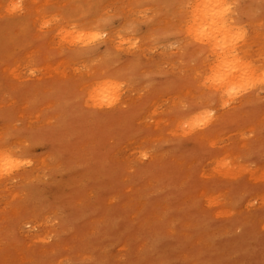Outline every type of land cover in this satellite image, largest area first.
I'll return each mask as SVG.
<instances>
[{
  "label": "rangeland",
  "instance_id": "obj_1",
  "mask_svg": "<svg viewBox=\"0 0 264 264\" xmlns=\"http://www.w3.org/2000/svg\"><path fill=\"white\" fill-rule=\"evenodd\" d=\"M142 1L0 0V264H264V0H228L258 67L218 89Z\"/></svg>",
  "mask_w": 264,
  "mask_h": 264
},
{
  "label": "bare ground",
  "instance_id": "obj_2",
  "mask_svg": "<svg viewBox=\"0 0 264 264\" xmlns=\"http://www.w3.org/2000/svg\"><path fill=\"white\" fill-rule=\"evenodd\" d=\"M138 1V0H136ZM167 7H164L165 9L167 8V11H170L169 13H174L175 14V19H176V28H174L176 31L178 30L180 33V13L185 15L187 18L184 19L185 25H187L186 28H184L185 32L191 36V38L194 40L195 43L197 44H204L207 46V48H210L209 50H213L212 54H215L213 57V60L211 64L208 66V69L210 73H206V76L211 75L208 78L209 81L214 79L216 81V87L217 89L222 86H232L237 79H242L241 76H244V74H251L254 73L256 70V67L254 63H245V61H242V56H240L236 44L234 41H232V34L230 31L234 30L232 29L231 23L228 21L230 18H228L230 15L227 17V12H223V6L224 5H229L230 0H162ZM237 1V0H236ZM260 1V0H259ZM141 2V1H140ZM139 2V3H140ZM144 2V0L142 1ZM233 3L235 1H232ZM93 3V2H92ZM91 3V4H92ZM232 3V4H233ZM84 4H86L84 2ZM161 4V3H160ZM90 4H87V6ZM136 5V3H135ZM85 6V5H84ZM164 6V5H163ZM236 6V5H235ZM233 6V7H235ZM86 7V6H85ZM133 7V6H132ZM139 7V6H138ZM75 9V8H74ZM73 9V10H74ZM232 9V8H230ZM235 10V9H234ZM11 11V10H10ZM238 11V10H237ZM235 12V11H234ZM156 13V12H155ZM158 13V12H157ZM128 14V13H127ZM58 15V14H57ZM131 15V14H130ZM129 15V16H130ZM153 15V13H152ZM232 16V15H231ZM234 16V15H233ZM48 17V16H47ZM150 19V18H149ZM155 20V19H154ZM153 20V21H154ZM45 21V20H44ZM84 23V22H83ZM128 23V22H127ZM44 24V22H43ZM256 24V23H255ZM259 24V21H258ZM136 25V24H135ZM134 25V26H135ZM236 25V24H235ZM233 25V26H235ZM239 25V24H238ZM237 25V26H238ZM236 27V26H235ZM243 27V26H242ZM244 28V27H243ZM136 29V27H135ZM235 29L236 32L239 31ZM119 31V29H118ZM242 31V29L240 30ZM120 32V31H119ZM135 32V31H134ZM167 32V31H166ZM231 33V34H230ZM243 33V32H242ZM107 34V33H106ZM116 34V33H115ZM120 35V33H117ZM133 34V33H132ZM239 34V33H238ZM244 34V33H243ZM240 35V34H239ZM254 35V34H253ZM263 35V34H262ZM163 36V35H162ZM189 36V37H190ZM243 36V35H242ZM120 37V36H119ZM160 37V36H159ZM235 37V36H234ZM123 38V37H122ZM138 38V37H137ZM140 38V37H139ZM242 38V37H239ZM124 39V38H123ZM244 39V37L242 38ZM116 40V39H115ZM81 41V40H80ZM118 41V40H117ZM139 41V40H138ZM240 41V40H237ZM246 41V40H245ZM157 42V41H156ZM243 42V40H241ZM248 42V41H247ZM123 43V42H122ZM135 43V42H134ZM238 43V42H237ZM121 44V43H120ZM136 44V43H135ZM121 46V45H120ZM128 46V45H127ZM135 46V45H134ZM137 46V45H136ZM132 48V47H130ZM142 48V47H141ZM92 51V50H91ZM104 51V50H103ZM210 51V52H211ZM85 52V51H84ZM170 52V51H169ZM208 52V51H207ZM215 52V53H214ZM81 53V52H80ZM87 53V52H86ZM209 53V52H208ZM263 53V52H262ZM90 54V53H89ZM108 54V53H107ZM117 54V53H116ZM211 53H209L210 55ZM115 57V56H114ZM105 58V57H104ZM106 60V59H105ZM210 62V61H209ZM261 64V63H260ZM259 65V64H258ZM260 66V65H259ZM264 70V67H262ZM259 69V68H258ZM260 70V69H259ZM262 70V71H263ZM259 72V71H258ZM205 74H203L202 77H204ZM255 75V74H254ZM205 76V77H206ZM207 76V77H208ZM257 76V75H256ZM205 80V78H202V81ZM207 80V78H206ZM253 80V79H251ZM211 81V82H212ZM258 81V80H257ZM108 82H111V80L108 78H104V80L101 81L100 79V86L95 88L91 93H95L93 95L94 100L93 103L96 106H101L103 105V97L108 96V93L106 91L108 87ZM204 82V81H203ZM202 82V83H203ZM213 83V82H212ZM250 83V82H249ZM248 83V84H249ZM197 84V83H196ZM215 84H212L211 86L214 88ZM252 84V83H251ZM250 84V85H251ZM258 84V83H257ZM206 85V84H205ZM256 85V83L254 84ZM253 85V86H254ZM207 86V85H206ZM210 86V84L208 85ZM249 86V85H248ZM252 87V86H251ZM226 88V87H225ZM249 88V87H248ZM220 90V89H219ZM222 90V89H221ZM223 90H228V89H223ZM222 90V91H223ZM99 91V92H98ZM106 91V93H105ZM117 91V90H116ZM89 92V91H88ZM89 92V93H90ZM118 92V91H117ZM117 92L112 93L113 95L110 101H108V104H113V102L116 101L117 99ZM232 92V91H230ZM221 93V92H220ZM220 93H218L220 95ZM229 93V92H228ZM227 94V92H226ZM221 96V95H220ZM219 96V98H221ZM227 96V95H226ZM227 98V97H225ZM95 101V102H94ZM223 101V100H222ZM221 102V101H220ZM225 102V101H224ZM92 103V102H91ZM92 103V105H93ZM107 104V103H106ZM105 104V105H106ZM104 105V106H105ZM221 105V104H220ZM204 109V108H203ZM206 109V108H205ZM202 111V110H201ZM205 111V110H204ZM203 113V111L201 112ZM196 114V113H194ZM194 114L193 117H194ZM199 114V113H197ZM147 115V114H146ZM191 116V115H190ZM189 116V118H190ZM192 117V119H193ZM197 117V115H196ZM201 117V116H200ZM210 118V117H209ZM185 119V118H184ZM182 120L179 123H182L183 121L187 123L189 126L188 130L190 129L191 132L195 129L196 124L194 123V120L191 118ZM198 120V119H197ZM208 121V120H207ZM206 121V122H207ZM210 121V120H209ZM177 124V123H176ZM183 124V123H182ZM180 125V124H179ZM178 125V126H179ZM187 130V131H188ZM167 132V131H166ZM217 133V132H216ZM207 135V134H206ZM3 151V150H2ZM217 166V165H216ZM246 168V166H245ZM242 170V169H241ZM245 171V169H243ZM252 171V170H251ZM261 171V170H260ZM12 172V171H11ZM233 172V170H232ZM247 172V171H246ZM264 172V171H263ZM252 174V173H251ZM253 175V174H252ZM255 176V175H254ZM205 177V176H204ZM224 212V211H222ZM218 213V212H217ZM260 228L264 229V222L261 223Z\"/></svg>",
  "mask_w": 264,
  "mask_h": 264
},
{
  "label": "snow or ice",
  "instance_id": "obj_3",
  "mask_svg": "<svg viewBox=\"0 0 264 264\" xmlns=\"http://www.w3.org/2000/svg\"><path fill=\"white\" fill-rule=\"evenodd\" d=\"M16 7H18V5H13V8H16ZM231 7H232V5H224L223 6V12L224 13L228 12ZM101 38H102V36H101V34L99 32L93 33L89 43H91L92 41L99 40ZM237 39H239V37H237ZM253 83H255V81ZM259 84L264 86V73H262V75H261V77L259 79ZM120 87H121V85H119V84L111 85V88L113 89V91L118 90ZM199 122L203 123V120H201ZM19 163H20V161L13 160L10 155L4 154V153H0V175L11 171L12 168H14L17 165H19Z\"/></svg>",
  "mask_w": 264,
  "mask_h": 264
}]
</instances>
